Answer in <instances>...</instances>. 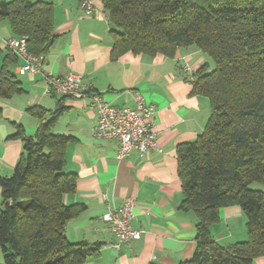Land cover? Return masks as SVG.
<instances>
[{
	"label": "trees",
	"instance_id": "16d2710c",
	"mask_svg": "<svg viewBox=\"0 0 264 264\" xmlns=\"http://www.w3.org/2000/svg\"><path fill=\"white\" fill-rule=\"evenodd\" d=\"M101 1L112 24L114 59L127 52L173 57L196 45L212 60L192 81L194 93L209 99V121L196 140L177 147L180 206L198 217L196 248L180 264H252L264 256V0ZM0 20L27 37L35 55L45 57L56 41L51 3L1 0ZM22 90L2 68L0 98ZM65 108L59 105L34 137L18 126L24 153L11 176L0 175V264H81L100 250L66 233L78 209L64 198L76 190L78 176L66 171L71 137L53 131ZM31 112L45 115L40 108ZM231 205L241 207L248 238L224 246L211 226Z\"/></svg>",
	"mask_w": 264,
	"mask_h": 264
},
{
	"label": "crops",
	"instance_id": "0c3cea01",
	"mask_svg": "<svg viewBox=\"0 0 264 264\" xmlns=\"http://www.w3.org/2000/svg\"><path fill=\"white\" fill-rule=\"evenodd\" d=\"M31 1L54 6L57 38L44 57V69L60 77L72 71L79 73L90 95L78 99L47 94L43 74L20 73L24 60L7 43L18 36L7 20H0V71L7 67L23 89L0 98V175L11 176L24 153V140L15 136L18 126L26 136L34 137L39 125L62 105L66 108L53 131L71 137L66 146V171L78 176L76 190L64 198L66 204L78 209L66 233L73 242L101 245L96 256L81 264H180L189 259L197 245L198 217L180 206L184 195L177 147L196 140L209 121V99L194 93L191 77L203 65L211 66L210 58L190 45L178 48L173 57L127 52L114 59L112 24L101 0H96L98 13L93 16L84 14L81 0ZM11 54L16 59L8 62ZM135 90L156 107L160 149H134L120 160L116 139H100L93 134L98 112L90 106L91 94H100L115 106H133ZM35 108L45 111L43 118L31 112ZM129 196L137 200L132 225L141 235L118 249L114 247L117 238L102 215L109 207H121ZM211 235L224 246L246 240L241 207L221 208ZM3 260L0 248V262ZM252 264H264V256Z\"/></svg>",
	"mask_w": 264,
	"mask_h": 264
},
{
	"label": "built area",
	"instance_id": "2783aa9c",
	"mask_svg": "<svg viewBox=\"0 0 264 264\" xmlns=\"http://www.w3.org/2000/svg\"><path fill=\"white\" fill-rule=\"evenodd\" d=\"M96 0H81V7L86 16L98 13ZM10 48L24 60L19 72L41 73L47 83V94H56L73 98H84L90 95L82 85V75L70 72L65 77L54 75L43 67V56L31 53L27 47V37H12L7 41ZM193 80L194 78L191 77ZM133 106H115L107 102L100 94H91V107L98 112V121L93 134L100 139L118 141L117 158L125 159L132 150L141 152L159 150L157 141L156 107L149 103L140 90L133 92ZM137 205L135 196L125 199L119 208H108L102 215L117 238L114 247L120 248L123 243L138 239L141 231L132 225L133 209Z\"/></svg>",
	"mask_w": 264,
	"mask_h": 264
},
{
	"label": "rangeland",
	"instance_id": "374dc122",
	"mask_svg": "<svg viewBox=\"0 0 264 264\" xmlns=\"http://www.w3.org/2000/svg\"><path fill=\"white\" fill-rule=\"evenodd\" d=\"M210 62L212 63V60L210 59ZM253 187H260V185H258L257 183L253 184Z\"/></svg>",
	"mask_w": 264,
	"mask_h": 264
}]
</instances>
